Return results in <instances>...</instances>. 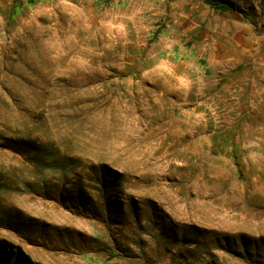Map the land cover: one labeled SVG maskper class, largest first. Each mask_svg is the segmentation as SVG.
I'll list each match as a JSON object with an SVG mask.
<instances>
[{"label": "rangeland", "instance_id": "374dc122", "mask_svg": "<svg viewBox=\"0 0 264 264\" xmlns=\"http://www.w3.org/2000/svg\"><path fill=\"white\" fill-rule=\"evenodd\" d=\"M0 264H264V0H0Z\"/></svg>", "mask_w": 264, "mask_h": 264}, {"label": "trees", "instance_id": "16d2710c", "mask_svg": "<svg viewBox=\"0 0 264 264\" xmlns=\"http://www.w3.org/2000/svg\"><path fill=\"white\" fill-rule=\"evenodd\" d=\"M217 6L224 10V11H228V10H232V11H237V12H240V9L239 7H237L236 5L234 4H231V3H228L227 1H220Z\"/></svg>", "mask_w": 264, "mask_h": 264}, {"label": "built area", "instance_id": "2783aa9c", "mask_svg": "<svg viewBox=\"0 0 264 264\" xmlns=\"http://www.w3.org/2000/svg\"><path fill=\"white\" fill-rule=\"evenodd\" d=\"M102 2H105L106 0H101Z\"/></svg>", "mask_w": 264, "mask_h": 264}]
</instances>
